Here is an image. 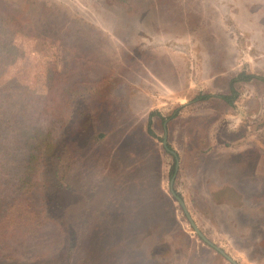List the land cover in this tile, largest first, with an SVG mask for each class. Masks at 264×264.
Wrapping results in <instances>:
<instances>
[{
	"label": "rangeland",
	"instance_id": "374dc122",
	"mask_svg": "<svg viewBox=\"0 0 264 264\" xmlns=\"http://www.w3.org/2000/svg\"><path fill=\"white\" fill-rule=\"evenodd\" d=\"M214 246L264 264V0H0V264Z\"/></svg>",
	"mask_w": 264,
	"mask_h": 264
},
{
	"label": "trees",
	"instance_id": "16d2710c",
	"mask_svg": "<svg viewBox=\"0 0 264 264\" xmlns=\"http://www.w3.org/2000/svg\"><path fill=\"white\" fill-rule=\"evenodd\" d=\"M5 17H3L2 19H1V21L2 22H6V20L4 19ZM252 78H255V76L253 75V74H247V73H245V72H241L240 74H239V76L237 77V78H234V79H232L231 80V83H234L235 81H237V80H243V81H246V80H250V79H252ZM86 80H76V81H73L72 82V85L74 84V86L76 87V85L77 84H85L86 82H85ZM232 86L230 87V94H225V95H222L221 96V98L225 101V102H227L228 104H232L233 102H234V100L236 99V97H237V94H238V92L236 91V89H235V87L233 86L234 84H231ZM80 88H77V95H74V96H72L71 97V102H74V105L79 101V99H78V97H79V95H80ZM86 91V90H85ZM211 97V94H201L200 96H198V99H200V100H207V99H209ZM66 102H67V100H66ZM156 112H152L151 113V116H153L154 114H155ZM158 114V113H157ZM151 121H152V119L150 118V123H151ZM151 128H149V133H151V130H150ZM121 139H125V140H127L128 139V137H124V136H122L121 137ZM142 168V170H148V166H147V164L146 163H144L143 164V166L141 167ZM173 170H174V167H173ZM156 188H157V191H158V193H159V197H160V199H162L163 201H165L168 205L170 204V206H171V203H172V200L170 199V197H168L166 194H164L163 192H161L160 191V188L158 187V185H156Z\"/></svg>",
	"mask_w": 264,
	"mask_h": 264
},
{
	"label": "water",
	"instance_id": "95a60500",
	"mask_svg": "<svg viewBox=\"0 0 264 264\" xmlns=\"http://www.w3.org/2000/svg\"><path fill=\"white\" fill-rule=\"evenodd\" d=\"M164 145L166 146V149L171 152L176 158H177V154L175 151H173L172 149H170L168 146H167V139H166V136H165V139H164ZM174 179H175V176H173L172 180H171V192L172 194L177 198V200L180 202V204L182 205V207L184 208L185 210V213L187 214L194 230L209 244L213 245L212 242L202 233V231L198 228V226L196 225V223L194 222V220L192 219L190 213L188 212V209L186 207V204L184 202V200L175 192L174 190ZM219 252H221L226 258H228L233 264H238L232 257H230L223 249H221L220 247L218 246H214Z\"/></svg>",
	"mask_w": 264,
	"mask_h": 264
}]
</instances>
